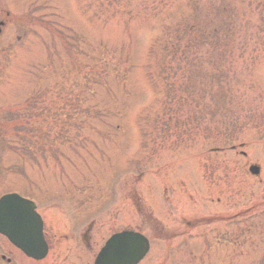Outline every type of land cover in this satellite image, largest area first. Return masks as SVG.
Masks as SVG:
<instances>
[{
  "label": "rangeland",
  "instance_id": "1",
  "mask_svg": "<svg viewBox=\"0 0 264 264\" xmlns=\"http://www.w3.org/2000/svg\"><path fill=\"white\" fill-rule=\"evenodd\" d=\"M70 180L90 245L46 209L52 248L0 237L10 264H93L126 229L151 240L139 264H264L258 218L235 262L213 241L234 231L218 214L264 210V0H0V196L51 204Z\"/></svg>",
  "mask_w": 264,
  "mask_h": 264
},
{
  "label": "water",
  "instance_id": "2",
  "mask_svg": "<svg viewBox=\"0 0 264 264\" xmlns=\"http://www.w3.org/2000/svg\"><path fill=\"white\" fill-rule=\"evenodd\" d=\"M257 168H251L256 173ZM29 203L14 195L0 199V233L5 234L12 243L28 256L38 259L45 255V245L41 239L40 223L30 213ZM36 224V225H35ZM37 226L39 229H36ZM42 243L38 246V242ZM40 243V242H39ZM148 251V241L140 234L123 232L114 235L98 255L97 264H135Z\"/></svg>",
  "mask_w": 264,
  "mask_h": 264
},
{
  "label": "flooded vegetation",
  "instance_id": "3",
  "mask_svg": "<svg viewBox=\"0 0 264 264\" xmlns=\"http://www.w3.org/2000/svg\"><path fill=\"white\" fill-rule=\"evenodd\" d=\"M74 191H75L74 194H76V195L70 196L69 194H64L63 195L64 197L63 198L61 197L62 199H60L58 201L59 203L56 206H53L51 208L45 207L44 209L43 208L40 209V204H38V202H37V209H38V212L41 215V217L43 219V223H44L43 231L45 234V239H46V242H47L48 247L50 249L52 248L51 247L52 242L56 241L57 236L56 235H54L53 237L50 236L49 231L51 230V228L49 227V225L47 223V217L48 216L51 217L54 215L52 212H50L48 214V212H45V210L51 209V211H52L53 209H57V210L63 209L66 214L69 213L72 215V214L76 213V211H79V208H80V204H79V195H80L79 192L80 191H78V190H74ZM221 192H222V194L224 193L223 189H221ZM236 192H237V194H235L236 199H235L234 204L238 203V201H239V197H238L239 196L238 195L239 189H236ZM63 199L65 200L64 204H62ZM217 201L220 202L221 199L219 198ZM245 208L246 209H242V211H240V208H239L235 213L232 214L233 215L232 217L227 216V218H234L236 216H239L240 213H248V212H250V209L253 208V205L247 206ZM72 222H73V220H72ZM72 222L70 220L67 222V227L69 228L70 232H69L68 236L66 235V239H68L70 242H76L77 243L78 241H81L82 245H87V246L90 245L92 240L90 239V237L88 235L90 234V231H92V229L89 228L86 233H83V234L80 233L79 234L77 231L78 225H74V224H72ZM52 230H53V228H52ZM62 238H63V236H62Z\"/></svg>",
  "mask_w": 264,
  "mask_h": 264
}]
</instances>
